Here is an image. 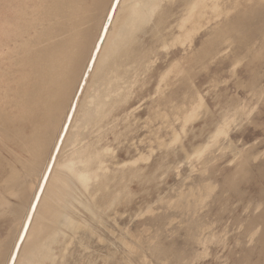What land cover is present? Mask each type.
<instances>
[{"label":"bare ground","instance_id":"obj_1","mask_svg":"<svg viewBox=\"0 0 264 264\" xmlns=\"http://www.w3.org/2000/svg\"><path fill=\"white\" fill-rule=\"evenodd\" d=\"M176 2L179 5L178 15L168 33L163 34L172 14L165 5ZM127 3L125 0H39L26 11L25 4L17 6L11 0H0V102L5 100L4 93L7 97L9 92H13L12 104L19 110L13 117L1 110L0 118L12 117L17 123L31 122L28 135L21 130L15 134L17 141L31 156L24 165L25 177L15 178L13 185L16 188L13 185L6 188L18 203L11 205L0 193V214L8 216L10 223L6 237L0 240V264L6 254L5 264H55L58 255L53 253L51 245L59 242L64 228H73L74 204L80 198L76 193L78 184L92 199L97 195V208L116 206L127 197L128 183L137 176L140 162L147 161L155 151L150 145L148 154L140 153L136 159L111 169L108 160L113 150L108 145H99L110 113L126 101L132 84L137 82L139 75L149 70L153 61L150 55L137 53L133 48V34L139 25L155 15L153 29L158 47L167 52L179 46L183 52L159 73L154 90L156 97L152 116L148 120L160 122L159 127L152 131L154 144L159 149L167 150L176 143L181 144V134L186 133V129L176 135L178 129L174 124L178 123L177 118H185V128L194 120L183 111L198 109L201 113L197 115V112V117L203 110L208 112L203 97L192 90L193 76L198 71L206 69L209 62L228 48L232 52V70L245 58H248V64H256L263 57L264 44H260L258 49L253 46L264 34V0H148L144 5L140 0ZM198 3L204 7L196 10ZM12 7L18 11L15 23L9 14ZM234 43L238 48L232 51ZM5 60L14 61V65L22 69L7 71L2 65ZM129 72L131 75L125 76ZM98 74V81L92 86V78ZM4 84H7L6 89ZM172 87H181V94L177 95ZM256 87L257 79L253 73L249 88L252 95L260 99L264 96V88L256 90ZM87 95L92 98L87 99ZM85 103L87 111H84ZM244 109L245 106L226 105L207 141L193 147L190 153L185 151L186 158L200 160L217 145L218 150L224 149L220 146L221 139L226 136L229 124L235 122ZM81 113L80 120L78 116ZM75 122H78L76 127L79 125L83 131L92 132L83 135L86 142L82 146L72 145L64 155L63 141L69 125ZM220 126L226 130L222 129L215 144L210 146L214 138L212 134ZM162 129L166 130L163 136L159 133ZM5 132L9 134V131ZM92 136L95 139L92 140ZM260 154L258 151L246 155L240 162L237 176L228 178L225 183L226 190L236 192L239 200H242L240 183L251 178L248 161ZM63 161H68L69 167L60 168L59 177L53 179L54 164ZM210 161L205 159L201 162L202 174L207 172ZM36 174L34 189L29 192L27 185L32 175ZM215 187L212 181L204 178L187 191H180L174 201L165 202L168 208L187 216L178 224L186 223V236L202 244L204 250L207 243L212 239L220 240V237L215 233L205 236L203 233L211 225L200 222L194 216L207 205L205 201ZM46 196L48 199H44ZM263 199L248 198L243 205L248 215L236 222L240 234L250 242L264 241ZM65 217L71 227L62 222ZM173 220L175 217L170 218L169 223ZM136 240L140 246L147 241L146 249L159 264H171L172 260L177 264L183 260L181 253L173 247L163 246L157 234L147 240ZM122 243L130 253H140V247L124 240ZM142 252L144 261L146 257Z\"/></svg>","mask_w":264,"mask_h":264},{"label":"rangeland","instance_id":"obj_2","mask_svg":"<svg viewBox=\"0 0 264 264\" xmlns=\"http://www.w3.org/2000/svg\"><path fill=\"white\" fill-rule=\"evenodd\" d=\"M11 1L17 6L25 4L24 9L27 11L39 0ZM128 1L131 3L140 0H125L126 3ZM142 1L144 5L148 0ZM198 4L196 10L204 7L202 3ZM165 7L172 14L168 17L169 26L167 24L168 28L163 31V34L168 33L170 25L173 24L179 11L177 2L166 4ZM33 9L36 8L33 7ZM123 9L124 7L121 10ZM17 12L15 7L10 9L9 14L13 18V23H15ZM155 18L154 15L150 20L139 25L133 34V48L137 53L144 52L150 55L151 61L153 60L150 68L139 75L137 82L132 84L131 94L126 101L112 110L99 143L102 146L108 145L113 150L112 157H109L108 160V166L111 169L122 162L136 159L140 153L148 154L150 145H153L155 151L147 161L140 162L137 176L128 183L127 197L121 199L116 206L97 208V195L92 199L88 192L78 184L80 190L77 188L76 193L80 198L74 204L76 208L75 219L72 221L73 228H64L65 231L60 235L59 242L51 245L53 253L58 255L54 263L148 264L150 262L159 264L146 249L147 241L140 246L136 240L137 238L147 240L148 237L157 234L158 240L163 246L173 247L181 253L180 256L183 260L177 264H254L256 262L264 264V241L250 242L248 238L240 234V228L236 227V222L248 215L243 210L247 199L264 198V96L260 99L255 98L249 88V81L253 73L257 79L256 90L264 88V53L258 63L248 64V58H245L232 70L230 63L232 52L228 48L209 62L206 69L198 71L193 76L192 90L197 91L203 97L208 112L203 110L200 117H197L201 113L198 109H196L197 111L194 109L183 111L188 112L194 120L185 128V118H181L183 120L177 118L178 123L180 121L181 123L180 126L178 123L174 124L178 129L176 135L179 136L186 129V133L181 134V144L176 143L167 150L159 149L154 144L155 136L152 131L159 127L160 122L148 120L152 116L154 107L156 97L154 90L159 73L172 59L180 57L183 52L179 46L167 52L158 47L153 29ZM30 33L33 34L32 29ZM260 44L262 46L264 44V34L255 42L253 48L258 49ZM231 48L232 51L237 50L238 45L234 43ZM2 65H5L9 72L22 69L17 68L14 61L5 60ZM130 75L131 72L125 76L129 77ZM98 78L99 74L92 78V86L98 81ZM5 86L7 84H4V88ZM181 87L179 89L172 87V90L180 95ZM4 94L5 100L0 102V111L5 110L13 117L15 113L19 112L12 104L15 93L9 92L7 97L6 93ZM85 97L92 98L90 95ZM201 104L204 106L203 103ZM229 104L245 106V109L235 122L229 124L226 136L221 139L220 146L224 149L218 150V145L213 146L211 152L206 153L200 160H188L185 151L190 153L193 147L207 141L225 106ZM85 110H88L86 103L84 104ZM76 112L80 113L79 110ZM83 113L78 116L80 120ZM12 117L0 118V193L4 194L3 197L11 202V205H16L17 199L9 194L6 188L13 185L15 178L24 179V165L31 156L23 149L22 143L17 141L15 134L17 130H21L28 135L31 122L17 123ZM77 123L69 125L62 146L64 155L69 152L72 145L82 146L86 142L83 135L92 132L83 131L81 127H78L79 125L77 128ZM224 128L220 126L214 130L216 133L212 134V138L213 136L214 138L211 140L213 142L210 146L215 144L214 141L222 129L225 132ZM5 131H9V134L7 135ZM165 132V129L159 131L161 136ZM68 136H71L72 139ZM91 139L95 138L92 136ZM79 140L81 142H78ZM258 151L261 152L260 156L248 161L247 166L250 169L251 178L240 183L242 200H239L236 192L226 190L225 183L228 178L237 176L240 162L246 155ZM232 152L235 154L233 155ZM205 159H211V161L207 165V172L202 174L201 162ZM68 164V161L55 163L52 172L56 178L53 177V179H57L58 172L64 167L68 168ZM154 170L156 171L153 178ZM36 176L37 174L32 175V180L27 185L29 192L34 189ZM204 178H208V181H212L216 187L210 198L205 201L207 205L200 208L194 217L206 225H211L210 229L203 233L205 236L215 233L220 237V240L212 239L207 243L205 250L202 244L186 236V223L178 224L179 220H186L187 216L175 209L168 208L165 203L167 200L174 201L180 191H187L189 187L198 184ZM50 186L52 187V185ZM92 186H89L88 189L90 190ZM13 187L16 188V185ZM45 198L48 199L47 196ZM148 209L154 211L147 212ZM258 212L259 210L255 214ZM0 215L1 240L6 237L10 223L8 216ZM172 217H175V220L169 223V219ZM68 221L67 217L62 219L63 223L69 225ZM199 237L201 236L199 235ZM122 240L135 247H140L138 248L140 253H130ZM141 250L146 257L144 261ZM203 251L205 253L202 254ZM3 259L2 264H5L7 254ZM171 264H175V261L172 260Z\"/></svg>","mask_w":264,"mask_h":264},{"label":"snow or ice","instance_id":"obj_3","mask_svg":"<svg viewBox=\"0 0 264 264\" xmlns=\"http://www.w3.org/2000/svg\"><path fill=\"white\" fill-rule=\"evenodd\" d=\"M46 178H47V177H45V179H46ZM40 187H41V189H42L43 186L41 185ZM37 198H39V197H37Z\"/></svg>","mask_w":264,"mask_h":264}]
</instances>
